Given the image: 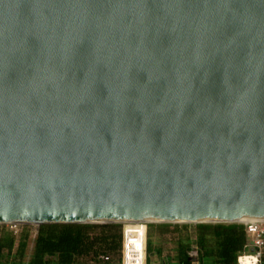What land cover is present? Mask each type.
Here are the masks:
<instances>
[{
	"label": "water",
	"instance_id": "1",
	"mask_svg": "<svg viewBox=\"0 0 264 264\" xmlns=\"http://www.w3.org/2000/svg\"><path fill=\"white\" fill-rule=\"evenodd\" d=\"M218 219H264V0H0V225Z\"/></svg>",
	"mask_w": 264,
	"mask_h": 264
},
{
	"label": "trees",
	"instance_id": "2",
	"mask_svg": "<svg viewBox=\"0 0 264 264\" xmlns=\"http://www.w3.org/2000/svg\"><path fill=\"white\" fill-rule=\"evenodd\" d=\"M162 225L168 228L160 230L157 236H173L172 264H192L188 256L192 244L199 250L198 264H238V258L248 251L250 237L243 224ZM151 226L154 225L149 224V232ZM122 230L121 224H55L41 225L35 234L30 226L19 233L0 226V264H122ZM153 244L150 232L147 264H151ZM157 250L162 259V249ZM101 256L109 260L102 261Z\"/></svg>",
	"mask_w": 264,
	"mask_h": 264
},
{
	"label": "built area",
	"instance_id": "3",
	"mask_svg": "<svg viewBox=\"0 0 264 264\" xmlns=\"http://www.w3.org/2000/svg\"><path fill=\"white\" fill-rule=\"evenodd\" d=\"M243 224L250 237L247 250L238 258V264H262L264 254V220ZM148 226L146 222L122 223V264H147ZM188 256L192 264H198L199 250L192 245ZM102 261L109 257L101 256Z\"/></svg>",
	"mask_w": 264,
	"mask_h": 264
},
{
	"label": "rangeland",
	"instance_id": "4",
	"mask_svg": "<svg viewBox=\"0 0 264 264\" xmlns=\"http://www.w3.org/2000/svg\"><path fill=\"white\" fill-rule=\"evenodd\" d=\"M99 225H101V224H99ZM152 225H154V226L150 227V232L152 235V241L154 242V244H153L154 246H153V256L151 258V264H172L170 259L174 255L173 250L175 248V244H173V240H172V237H173L172 234L165 233V234H161L160 237H159V235L157 236V234L159 233L160 230L168 228V226H166V225L161 226V224H152ZM170 225H180V227H182L183 225H186V224H170ZM187 225H195V224H187ZM0 226L8 227L10 230L16 231L18 233L23 229V227L30 226L34 229L35 234H36V231L39 227L38 225H34V224L33 225H0ZM171 227H173V226H171ZM171 229H173V228H171ZM190 229H193V228H190ZM150 232L148 231V238H149ZM32 246L33 245L31 243L30 250H29L28 254L31 253ZM157 246L160 247L163 251L162 259L158 258V256H157V252H158ZM84 264H94V263L93 262H85Z\"/></svg>",
	"mask_w": 264,
	"mask_h": 264
},
{
	"label": "bare ground",
	"instance_id": "5",
	"mask_svg": "<svg viewBox=\"0 0 264 264\" xmlns=\"http://www.w3.org/2000/svg\"><path fill=\"white\" fill-rule=\"evenodd\" d=\"M257 220H261L263 221L264 219H218V220H204L205 223H248V222H252V221H257ZM150 221H154V220H150ZM138 222H142V221H138ZM146 223H149V221H145ZM34 225H39V223H33Z\"/></svg>",
	"mask_w": 264,
	"mask_h": 264
}]
</instances>
